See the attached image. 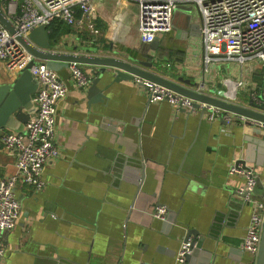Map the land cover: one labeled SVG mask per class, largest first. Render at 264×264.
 Masks as SVG:
<instances>
[{
	"label": "crops",
	"instance_id": "crops-1",
	"mask_svg": "<svg viewBox=\"0 0 264 264\" xmlns=\"http://www.w3.org/2000/svg\"><path fill=\"white\" fill-rule=\"evenodd\" d=\"M16 1L20 7L23 0ZM94 4L93 28L72 26L60 41L76 51L92 44L101 54L113 47L149 60L155 53L174 62L177 74L204 82L207 93L224 95L225 71L214 62L204 69L200 30L187 20L190 10L175 13L173 29L160 36L155 51L139 37L135 4ZM0 65V84L20 73ZM244 65L227 68L224 77L243 82L232 101L248 105L262 81ZM83 68L90 78L85 88L74 83L69 67L57 71L68 88L58 106L62 153L47 165L44 188L17 186L22 209L6 234L0 264H180L177 252L189 234L197 252L193 248L182 264H246L250 256L241 244L252 207L236 193L244 177L230 174L229 167L238 156L254 166V194L264 193V151L253 145L260 129L249 121H210L200 112L176 111L168 100L150 102L133 79L115 81L110 67ZM98 76L100 91H90ZM15 169L0 145V177ZM157 204L166 207L165 219L154 216Z\"/></svg>",
	"mask_w": 264,
	"mask_h": 264
},
{
	"label": "built area",
	"instance_id": "built-area-1",
	"mask_svg": "<svg viewBox=\"0 0 264 264\" xmlns=\"http://www.w3.org/2000/svg\"><path fill=\"white\" fill-rule=\"evenodd\" d=\"M137 8L139 37L144 43L160 38L173 29V18L181 6L190 5L199 23V42L202 47L204 69L212 62L234 60L241 65L257 60L264 67V0H125ZM6 16L12 21L16 32L12 33L0 21V63L9 72L19 73L29 63L31 72L39 82L36 92V109L23 130H12L0 135V145L14 158L15 172L0 177V256L6 253V234L15 228L21 213V202L16 196L18 185H28L35 190L45 187L44 177L48 164L61 156L58 134V106L66 96L68 88L56 70L46 61L35 56L18 39L27 37L38 26L62 20L78 27L96 20L94 0H23L20 7L16 0H2ZM120 4V0H118ZM77 9L81 11L76 16ZM193 15V17H194ZM1 67V65H0ZM74 83L85 88L90 83L89 75L80 62L68 65ZM133 80L141 84L150 102L167 99L175 108H184L189 113L200 112L210 121L223 119L227 123L247 121L264 131V121L227 110L223 107L194 100L180 92L153 80L135 75ZM226 85L225 99L234 100L238 88L243 84L228 77L221 78ZM196 89L207 93L204 82ZM251 98L264 105V87L253 88ZM230 174L241 175L245 181L237 188L243 201L252 207L249 223L242 240V250L250 256L249 264H256L264 226V193L254 194L258 173L254 166L243 158L236 157L229 167ZM154 216L166 218V207L157 204ZM193 239L184 240L177 252V261L182 264L192 252Z\"/></svg>",
	"mask_w": 264,
	"mask_h": 264
},
{
	"label": "water",
	"instance_id": "water-1",
	"mask_svg": "<svg viewBox=\"0 0 264 264\" xmlns=\"http://www.w3.org/2000/svg\"><path fill=\"white\" fill-rule=\"evenodd\" d=\"M2 4V0H0V21L9 31L15 33V27L6 16ZM180 9L192 12L190 7L181 6ZM187 20L189 25L192 27L195 25L200 30V27L197 26L199 23L193 20L191 14H188ZM194 35H197V33ZM18 39L35 56L36 60L46 61L47 66L53 70L60 71L63 67H68L72 61L98 65L101 67L102 72L106 70V67H110V70L114 73L115 81L133 79L137 75L167 86L195 100L206 101L227 110L264 121V105L257 104L252 98L249 99L248 105H246L211 93L199 92L196 90L199 84L193 81L192 78H186L169 69L165 70L164 64H156L159 58L155 53L152 56L150 55L151 60L143 59L140 54H129L127 51H125L127 53L125 54L124 51H119L113 47L110 48V54H101L96 53L98 48L92 44L86 47L83 46L79 48V51H76L77 48L75 49V47L60 40L53 44L49 31L45 26L34 28L27 37L19 35ZM159 41V38H155L149 45L156 51L159 47ZM33 63L34 61L29 63L13 80L0 84V135L6 129H15L20 124L28 122L36 109L34 96L39 89V82L30 70ZM98 80L99 76L91 81L90 91H100L97 85ZM195 105H197L196 102ZM259 132L261 134L260 138L253 140V145L256 141L255 145L258 151H264V133H261L263 132L261 129ZM189 237L190 234L187 235L185 240ZM193 252L194 254L197 252V247L194 248ZM190 254L186 257V261H190ZM256 264H264V226Z\"/></svg>",
	"mask_w": 264,
	"mask_h": 264
},
{
	"label": "trees",
	"instance_id": "trees-1",
	"mask_svg": "<svg viewBox=\"0 0 264 264\" xmlns=\"http://www.w3.org/2000/svg\"><path fill=\"white\" fill-rule=\"evenodd\" d=\"M76 14H77V16H80L81 11L79 9H77ZM47 29L49 31L52 43L55 44L60 40L61 36L72 31L73 28H72V25L65 23L64 21L55 19L48 25ZM138 54H140V53H137V52L134 53V55H138ZM161 54L163 55V53H161ZM168 54H171V53H168ZM163 57L164 56H162V59H164V61H162L161 57L158 56L159 61L162 62L161 64H164V69L165 70H168V69L173 70V67L175 68V66L173 64L174 62L172 64H168L167 59H165ZM149 58L151 59V56H149ZM256 78H259L260 81H262V83L260 84V86H262L264 84V77H262V75L261 76L258 75V76H256Z\"/></svg>",
	"mask_w": 264,
	"mask_h": 264
},
{
	"label": "rangeland",
	"instance_id": "rangeland-1",
	"mask_svg": "<svg viewBox=\"0 0 264 264\" xmlns=\"http://www.w3.org/2000/svg\"><path fill=\"white\" fill-rule=\"evenodd\" d=\"M200 33V32H199ZM199 36H200V34H199ZM172 37V36H171ZM166 47H168V46H166ZM164 54H165V52H164ZM158 56V55H157ZM146 60H148L147 58H146ZM149 60H151L150 58H149ZM162 62L161 61H159L158 60V62H156V64H161ZM215 64H214V67H220V69L222 70V71H225V74H223L222 75V78L224 77V76H226L227 75V68H232V67H235V69H239L240 67H242L241 66V64L239 63V62H236V61H227V60H224V61H221V62H214ZM244 67H250L249 69H254L255 70V72H257V73H259L260 75H262V77H264V67H263V65L261 64V62H258L257 60H253V61H249V62H247L245 65H244ZM213 68V67H212ZM178 73V72H177ZM180 74V73H179ZM183 76H184V74H183ZM197 90V89H196ZM175 91V90H174ZM193 99V98H192ZM167 99H164V100H161V101H166ZM194 100V103L196 102L197 104H198V101H201V100H195V99H193ZM204 102H206V101H204ZM209 103V102H208ZM210 104H212V103H210ZM213 105H215V104H213ZM218 106V105H217ZM233 112V111H232ZM254 118V117H253ZM255 119H257V118H255ZM260 120V119H259ZM251 123V122H250ZM254 125V124H253ZM245 162V161H244Z\"/></svg>",
	"mask_w": 264,
	"mask_h": 264
},
{
	"label": "flooded vegetation",
	"instance_id": "flooded-vegetation-1",
	"mask_svg": "<svg viewBox=\"0 0 264 264\" xmlns=\"http://www.w3.org/2000/svg\"><path fill=\"white\" fill-rule=\"evenodd\" d=\"M188 6L192 9V7H191L190 5H188ZM188 6H186V7H188ZM179 10H183V9H180V8H179L178 11H179ZM192 12H193V9H192ZM192 12L190 11L189 14H191V15L193 16V13H192ZM7 131H9V130L6 129V130H4L2 133L7 132ZM10 131H12V130H10ZM2 133H1V134H2ZM249 261H250V260H248V262H246V264H249Z\"/></svg>",
	"mask_w": 264,
	"mask_h": 264
}]
</instances>
